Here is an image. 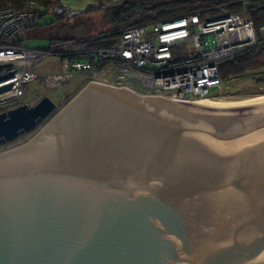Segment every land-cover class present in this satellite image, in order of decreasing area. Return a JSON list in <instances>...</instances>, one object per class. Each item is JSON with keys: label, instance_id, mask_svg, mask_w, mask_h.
I'll use <instances>...</instances> for the list:
<instances>
[{"label": "water", "instance_id": "obj_1", "mask_svg": "<svg viewBox=\"0 0 264 264\" xmlns=\"http://www.w3.org/2000/svg\"><path fill=\"white\" fill-rule=\"evenodd\" d=\"M32 131L0 152V264H264V100L88 81L0 112V146Z\"/></svg>", "mask_w": 264, "mask_h": 264}, {"label": "built area", "instance_id": "obj_2", "mask_svg": "<svg viewBox=\"0 0 264 264\" xmlns=\"http://www.w3.org/2000/svg\"><path fill=\"white\" fill-rule=\"evenodd\" d=\"M42 10L33 0L20 10L0 6V76L12 73L0 80V86L11 84L0 94V105L19 102L25 85L36 80L45 88L64 90L77 73L85 75V82L121 86L145 96L184 103L209 99L214 97L211 89L217 94L223 89L220 65L246 48L264 44V27L255 30L246 7L213 17L192 14L120 29L111 46L86 52L97 65L88 59L63 58L62 72L39 76L33 69L37 63L48 57L84 53L88 41L63 43L57 52L26 47L24 32L41 19ZM84 12V8L61 2L47 16L68 19ZM19 35L23 40H17Z\"/></svg>", "mask_w": 264, "mask_h": 264}, {"label": "trees", "instance_id": "obj_3", "mask_svg": "<svg viewBox=\"0 0 264 264\" xmlns=\"http://www.w3.org/2000/svg\"><path fill=\"white\" fill-rule=\"evenodd\" d=\"M31 0H0V6H11L15 9H23L25 5ZM39 3L43 10L41 13V19H38L36 25L28 29V35L34 33L38 37L40 32L44 29H50L56 26L58 23H63L61 28L65 36L58 38L57 36L46 37L48 39V45L42 48V50L57 52L60 45L68 41H87L84 53L77 54L75 56L62 55L63 58L70 59H88L94 64L93 56L86 53L88 51L97 50L111 46L116 38L119 36L120 29L134 26H146L156 22L168 21L176 19L182 16L199 14L201 17H213L223 13L234 12L248 8V15L252 18L255 30L264 27V0H168L157 1L155 0H121L114 1L108 5H100L97 9L104 12V17L111 24L109 28L99 32L98 37L90 40V37H81L77 35V30L71 29V33L65 32L64 22L78 19L81 15L74 16L72 18H52L51 21L46 23H40V21L47 16L48 10L61 3V0H33ZM85 9V13L93 11L92 5ZM67 24V23H66ZM57 30V32H59ZM25 33V32H24ZM103 35H109L108 37ZM45 38V37H43ZM264 57V44L246 48L243 51L238 52L235 57L222 63L219 67V76L222 81H225L231 77H237L244 74L245 71L252 70L260 64V60ZM97 65V64H96ZM259 79V81H261ZM20 105L16 103L14 106ZM2 108L0 112L5 111Z\"/></svg>", "mask_w": 264, "mask_h": 264}, {"label": "rangeland", "instance_id": "obj_4", "mask_svg": "<svg viewBox=\"0 0 264 264\" xmlns=\"http://www.w3.org/2000/svg\"><path fill=\"white\" fill-rule=\"evenodd\" d=\"M63 3H66L71 8H87L92 5L93 11L83 13L78 19H72L69 22H64L65 24V32L71 33V29H75L78 31L77 35L81 37H96L99 32L104 31L105 29L110 27V23L104 17V12L97 9L100 5H108L113 3L114 1L121 0H61ZM159 1H168V0H155L154 2ZM64 19V18H63ZM52 20L51 16L44 17L40 23H46ZM67 23V24H66ZM63 23H58L56 26L50 29H44L39 34L38 37L35 36L34 33L28 35V31L24 33L23 44L26 47L30 48H42L48 45V39L46 37L57 36L58 38L65 36L62 33L63 30H59ZM59 30V32H57ZM45 37V38H43ZM77 41V40H75ZM72 42V41H68ZM64 60L58 57H48L37 63L33 69L39 75L43 76L50 73H59L63 70ZM110 77V74H108ZM259 81V79H261ZM85 81V75L82 73H77L74 77L69 80L65 89H60L56 91L55 89L45 88L43 87L39 81H33L24 87L23 97L19 102L17 101H8L0 105V110L5 108L6 110L14 108L16 103L19 104H27L33 105L35 104L42 96H49L58 106L63 105L68 99L72 97L75 91L71 89L81 85L83 86V82ZM223 89L219 94L214 89L210 90V95L214 96L209 98V100H221V101H240L246 100L250 98H263L264 97V57L260 60V64L255 66L252 70L245 71L244 74L231 77L222 81ZM41 127V125L39 126ZM38 127V128H39ZM35 131L25 133L21 135L20 139L17 141H13L10 143H6L0 146V152L9 150L14 146L25 142L30 139Z\"/></svg>", "mask_w": 264, "mask_h": 264}, {"label": "bare ground", "instance_id": "obj_5", "mask_svg": "<svg viewBox=\"0 0 264 264\" xmlns=\"http://www.w3.org/2000/svg\"><path fill=\"white\" fill-rule=\"evenodd\" d=\"M246 100H264L263 98H250V99H246ZM218 102H222L221 100H209V99H202V100H198L195 102H190V103H196L199 104L201 106H210L212 104L218 103Z\"/></svg>", "mask_w": 264, "mask_h": 264}, {"label": "crops", "instance_id": "obj_6", "mask_svg": "<svg viewBox=\"0 0 264 264\" xmlns=\"http://www.w3.org/2000/svg\"><path fill=\"white\" fill-rule=\"evenodd\" d=\"M83 83H85V81ZM81 86L82 84L72 88L71 90L76 92Z\"/></svg>", "mask_w": 264, "mask_h": 264}]
</instances>
